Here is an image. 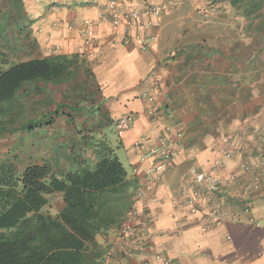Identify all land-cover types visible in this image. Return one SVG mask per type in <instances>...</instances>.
<instances>
[{
    "label": "crops",
    "instance_id": "obj_1",
    "mask_svg": "<svg viewBox=\"0 0 264 264\" xmlns=\"http://www.w3.org/2000/svg\"><path fill=\"white\" fill-rule=\"evenodd\" d=\"M108 1L0 0L4 63L63 56L77 57L80 65L67 83L34 82L18 94L15 120L2 122L15 124L0 134L1 152L13 150L4 158L20 172L48 165L63 177L94 167L107 145L129 167V180L150 185L140 205L155 223L131 259L115 244L116 232L101 238L107 248L102 264H158L156 254L179 264H264V192L247 202L238 198V183H248L240 163L258 158L254 130L264 133V62L244 57V17L223 0H152L166 6L161 19H145L152 26L135 27L126 37L122 27L95 25L94 52L79 55L85 21L108 12ZM140 40H150V47L143 50ZM156 79L163 93L159 119L180 140L178 157L154 179V161L140 157L165 135L147 116L143 98ZM132 115L131 129L118 132L115 122ZM225 140L237 145L233 158L225 156ZM216 161L217 175L229 180L224 223L206 227L190 215L182 194L193 165L210 170Z\"/></svg>",
    "mask_w": 264,
    "mask_h": 264
},
{
    "label": "trees",
    "instance_id": "obj_2",
    "mask_svg": "<svg viewBox=\"0 0 264 264\" xmlns=\"http://www.w3.org/2000/svg\"><path fill=\"white\" fill-rule=\"evenodd\" d=\"M264 32V0H223ZM253 25V24H252ZM77 57L52 56L13 65L0 59V123L16 118L18 94L31 83L64 84L78 72ZM5 128L0 127V134ZM94 167L58 177L48 165L18 174L0 169V264H102L101 238L118 233L133 203L137 180L114 150L103 145ZM133 190V193L130 192ZM60 193L56 215L43 213L48 196Z\"/></svg>",
    "mask_w": 264,
    "mask_h": 264
},
{
    "label": "built area",
    "instance_id": "obj_3",
    "mask_svg": "<svg viewBox=\"0 0 264 264\" xmlns=\"http://www.w3.org/2000/svg\"><path fill=\"white\" fill-rule=\"evenodd\" d=\"M106 6L108 12L101 11L97 21H85L84 29L80 33L83 44L78 47L79 55L83 56L94 52L96 44L93 38V27L95 25L110 23L116 27H122L125 36L129 37L135 27L148 28L152 26V22L145 19H161L166 9L164 3H153L152 0H109ZM69 29H74V27L70 26ZM51 38H48L50 44L52 43ZM140 44L143 50H147L151 45L150 40H140ZM52 49L56 50L58 48L52 44ZM160 86L161 81L156 79L151 91L143 95V98L149 104L146 111L147 116L158 122L165 132V135L160 139L159 146L140 157L141 163L149 160L154 161L150 169L155 177L154 179L165 173L176 160L178 157L176 147L180 140L178 136L172 134L173 127L159 119L158 112L163 109L161 101L163 93L159 90ZM136 119L135 115L119 119L115 122V129L120 133L129 131ZM254 134L260 140L258 158L246 159L240 163V168L246 174L248 182L246 186L238 183V198L243 202H247L259 190L264 192V184H262V181H264V133L260 128H255ZM224 145L226 158H233L237 149L236 143L225 140ZM219 167L220 163L218 161L213 164L210 170H204L193 165L190 169L192 179L186 182L182 194L190 215L197 218L198 221H206V227L221 226L224 223L225 201L223 195L226 192L229 180L222 179L217 175ZM134 173H137V170ZM149 191L150 185L138 182L132 207L117 233L115 244L130 259L134 257V245L138 242L144 230L155 223L152 211L140 205L141 199L145 198ZM155 201L161 202L157 199ZM155 258L158 264H179L176 260L161 254H156Z\"/></svg>",
    "mask_w": 264,
    "mask_h": 264
},
{
    "label": "rangeland",
    "instance_id": "obj_4",
    "mask_svg": "<svg viewBox=\"0 0 264 264\" xmlns=\"http://www.w3.org/2000/svg\"><path fill=\"white\" fill-rule=\"evenodd\" d=\"M253 24V25H252ZM249 23L248 21L244 20V57H246L247 60H262L264 62V32L257 33L254 29H251V27H256L257 21L255 23ZM262 48V49H261ZM258 58V59H257ZM258 63L254 66L257 68ZM257 72L259 73L258 76H261L263 72ZM25 118V115H24ZM6 121V120H3ZM15 124H7V123H0V126L2 127H8L12 128ZM4 136V135H3ZM13 153V150H9L7 152H1L0 150V169L3 165L10 164V160L4 158L3 155H5L7 158L10 157V154ZM126 169H129V167L126 165ZM18 174L21 175L23 172H20L18 170ZM49 202L46 207L43 208V213H50L52 215L58 214L60 208L63 205L62 200V194L56 193L53 195H50Z\"/></svg>",
    "mask_w": 264,
    "mask_h": 264
}]
</instances>
